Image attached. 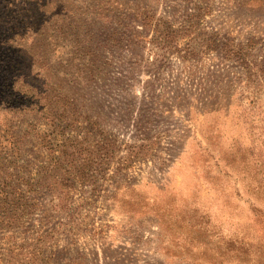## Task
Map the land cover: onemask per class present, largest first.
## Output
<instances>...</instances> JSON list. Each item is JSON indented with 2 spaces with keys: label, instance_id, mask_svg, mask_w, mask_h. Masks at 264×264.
<instances>
[{
  "label": "rangeland",
  "instance_id": "obj_1",
  "mask_svg": "<svg viewBox=\"0 0 264 264\" xmlns=\"http://www.w3.org/2000/svg\"><path fill=\"white\" fill-rule=\"evenodd\" d=\"M54 2L0 42V264H264V0Z\"/></svg>",
  "mask_w": 264,
  "mask_h": 264
},
{
  "label": "trees",
  "instance_id": "obj_2",
  "mask_svg": "<svg viewBox=\"0 0 264 264\" xmlns=\"http://www.w3.org/2000/svg\"><path fill=\"white\" fill-rule=\"evenodd\" d=\"M55 9L54 0H0V42H44L43 37L47 42H54L53 29L47 26L43 30V16L55 13ZM1 88L0 103L5 101L16 107L34 103L28 98L22 100L12 84Z\"/></svg>",
  "mask_w": 264,
  "mask_h": 264
}]
</instances>
